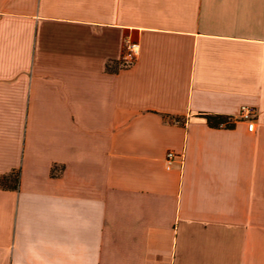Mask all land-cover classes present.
<instances>
[{"label":"crops","instance_id":"crops-1","mask_svg":"<svg viewBox=\"0 0 264 264\" xmlns=\"http://www.w3.org/2000/svg\"><path fill=\"white\" fill-rule=\"evenodd\" d=\"M0 264H264V0H0Z\"/></svg>","mask_w":264,"mask_h":264},{"label":"built area","instance_id":"built-area-1","mask_svg":"<svg viewBox=\"0 0 264 264\" xmlns=\"http://www.w3.org/2000/svg\"><path fill=\"white\" fill-rule=\"evenodd\" d=\"M127 53L124 57L125 61L127 63H130L131 61L134 60V58L138 54V45L135 42H130L127 45ZM255 114H256V108L252 105H241L239 108L238 113L236 116H229L227 118V121L221 122L219 125L220 126H226L230 122H233L235 120H241L247 122V129L248 131H253L254 130V120H255ZM180 157L179 154H176L172 150H168L165 155V165L166 168H170L173 164V161L177 158Z\"/></svg>","mask_w":264,"mask_h":264},{"label":"trees","instance_id":"trees-1","mask_svg":"<svg viewBox=\"0 0 264 264\" xmlns=\"http://www.w3.org/2000/svg\"><path fill=\"white\" fill-rule=\"evenodd\" d=\"M207 119H208V121H211V120H217L218 118L217 117H207Z\"/></svg>","mask_w":264,"mask_h":264}]
</instances>
